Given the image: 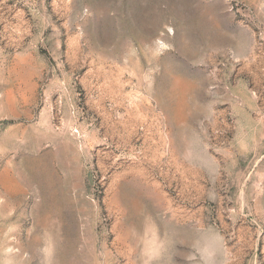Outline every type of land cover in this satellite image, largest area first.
Returning <instances> with one entry per match:
<instances>
[{
    "label": "rangeland",
    "instance_id": "obj_1",
    "mask_svg": "<svg viewBox=\"0 0 264 264\" xmlns=\"http://www.w3.org/2000/svg\"><path fill=\"white\" fill-rule=\"evenodd\" d=\"M0 264H264V0H0Z\"/></svg>",
    "mask_w": 264,
    "mask_h": 264
}]
</instances>
